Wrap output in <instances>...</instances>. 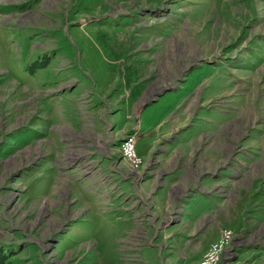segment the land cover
<instances>
[{
    "label": "rangeland",
    "instance_id": "obj_1",
    "mask_svg": "<svg viewBox=\"0 0 264 264\" xmlns=\"http://www.w3.org/2000/svg\"><path fill=\"white\" fill-rule=\"evenodd\" d=\"M114 70L144 71L145 84L158 76L170 87L144 108L160 101L170 115L189 107L169 144L199 148L182 159L252 160L234 190L214 187L235 214L227 222L215 215L220 234L205 252L230 229L219 264H264V0H0V264H149L140 250L147 219L122 230L110 193L117 183L100 159L80 152L69 126H50L52 110L65 105L52 98L70 88L59 80L86 72L109 80ZM142 144L140 183L150 165L156 183L160 157L140 153ZM74 177L97 180L103 196L78 189ZM160 215L171 224L180 213ZM161 235L166 251L175 234ZM154 257L169 264L159 249Z\"/></svg>",
    "mask_w": 264,
    "mask_h": 264
},
{
    "label": "crops",
    "instance_id": "obj_2",
    "mask_svg": "<svg viewBox=\"0 0 264 264\" xmlns=\"http://www.w3.org/2000/svg\"><path fill=\"white\" fill-rule=\"evenodd\" d=\"M113 72L114 75L109 80H105L97 72H86V77L81 76L80 79L79 76H71L59 80L60 85L68 83L70 88L66 94L64 91L66 86L61 88V94L52 98V102L58 98L65 101V105L60 103L61 111L58 110L60 112L52 110L50 119L53 124L50 126L54 132L58 130V126H69L70 133L73 134L70 139L83 143L85 150L81 148L80 152L86 155L87 151L93 158L100 159L113 184L117 183V188L110 193L118 201L117 213L114 214L123 220L125 227L122 230L127 227L130 229L132 220L137 216L141 222L147 219L148 224L141 226L145 233L141 238L145 240L140 247L146 263L152 264L157 261L154 252L158 249L160 257L169 264L196 263L210 242L220 234L217 220L227 222L230 213L234 211V207L231 206L227 211L223 208L226 203L228 204V200L224 193L214 187L217 184L230 185V189L234 190L238 177L248 172L244 167L253 162L249 158H237L233 161L227 154L226 157L218 158L211 155L212 158H202L197 162L192 158L182 159L199 148V144L195 145L192 142L183 146L169 144L177 137L174 132L177 129L182 130L184 125L188 124L189 115L186 111L190 110L189 107L185 105L182 114L173 112L170 115L166 112L167 104L164 106L160 101L144 108L142 105L148 98L153 99L159 91L167 87L159 85L161 79L155 75L156 79H147L148 82L145 84L146 78L141 76L144 75V71L133 77L128 73L121 74L118 70ZM97 77L102 80L100 85ZM76 84L80 85L75 87ZM159 86H163V89H158ZM134 90L137 95L132 98ZM109 97V101H104L103 105L100 103V98ZM124 97L126 101L120 103L119 100ZM117 110L119 111L116 112ZM56 117L63 119V122H58ZM125 130L135 133L137 144L142 140L140 153L148 157L158 153L162 166L159 168L160 178L156 183L154 182L157 179L152 178L148 171L153 170L151 165L145 169L147 171L145 179H148L140 184L134 182L132 169L122 160L118 150ZM62 133L64 134L63 130ZM55 136L57 135L54 133L53 144L58 143ZM216 150L222 151L221 146L217 149L212 148L209 154ZM116 154L119 159L114 158L117 157ZM112 161L115 163L112 164ZM236 164L239 166H235ZM72 180L78 189L84 190L88 195L94 197L102 195L101 184H98L97 180L92 181L89 177H74ZM94 182L96 186H93ZM153 187L154 197L151 200L146 191ZM151 202L158 208H152ZM173 209L180 213V216L175 220L177 223L173 221L175 223L169 224L163 220L160 213L168 214ZM136 223L134 225L138 227ZM165 229L168 235L175 234L169 241L170 248H166V251L164 236L161 235ZM135 231L136 228L134 233ZM170 252L172 253L169 254Z\"/></svg>",
    "mask_w": 264,
    "mask_h": 264
},
{
    "label": "built area",
    "instance_id": "obj_3",
    "mask_svg": "<svg viewBox=\"0 0 264 264\" xmlns=\"http://www.w3.org/2000/svg\"><path fill=\"white\" fill-rule=\"evenodd\" d=\"M122 138L119 143V153L122 160L129 164L132 169V178L135 183L139 184L141 181V174L138 172L142 157H140L138 151L136 150L137 136L134 132L125 130L122 133ZM231 237L230 229H224L220 239L212 243L209 249L203 254L201 259L195 264H219L221 254L225 249V245Z\"/></svg>",
    "mask_w": 264,
    "mask_h": 264
},
{
    "label": "water",
    "instance_id": "obj_4",
    "mask_svg": "<svg viewBox=\"0 0 264 264\" xmlns=\"http://www.w3.org/2000/svg\"><path fill=\"white\" fill-rule=\"evenodd\" d=\"M167 88H170V87L167 86V87L164 88L163 90H165V89H167ZM163 90L159 91V92H158V95L161 94V93L163 92ZM156 99H157V96H154L153 99H152V101H153V100H156ZM147 104H149L148 101H146L142 106L145 107V105H147Z\"/></svg>",
    "mask_w": 264,
    "mask_h": 264
}]
</instances>
